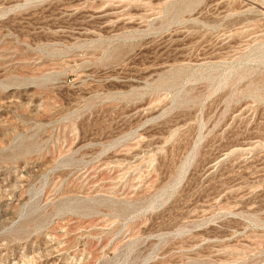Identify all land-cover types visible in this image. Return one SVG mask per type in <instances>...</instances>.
Masks as SVG:
<instances>
[{"label":"rangeland","instance_id":"rangeland-1","mask_svg":"<svg viewBox=\"0 0 264 264\" xmlns=\"http://www.w3.org/2000/svg\"><path fill=\"white\" fill-rule=\"evenodd\" d=\"M0 264H264V0H0Z\"/></svg>","mask_w":264,"mask_h":264}]
</instances>
